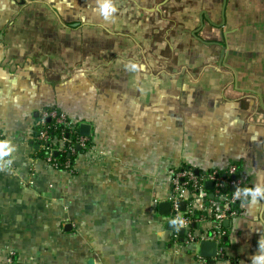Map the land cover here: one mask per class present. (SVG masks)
I'll return each instance as SVG.
<instances>
[{"label": "crops", "instance_id": "crops-1", "mask_svg": "<svg viewBox=\"0 0 264 264\" xmlns=\"http://www.w3.org/2000/svg\"><path fill=\"white\" fill-rule=\"evenodd\" d=\"M112 2L105 20L98 0H0V264H253L264 255V0ZM50 105L90 125L71 171L37 157ZM231 161L248 195L221 222L223 255L201 257L159 213L167 172Z\"/></svg>", "mask_w": 264, "mask_h": 264}, {"label": "built area", "instance_id": "built-area-1", "mask_svg": "<svg viewBox=\"0 0 264 264\" xmlns=\"http://www.w3.org/2000/svg\"><path fill=\"white\" fill-rule=\"evenodd\" d=\"M48 121H52L53 125L63 126L67 136L60 140L61 143L68 144L70 153L74 152V145L86 147L88 136L79 133L80 122L67 117L55 106L41 109L35 122V139L38 148L44 152L43 159L46 164L56 167L55 154L62 146H54L50 141L51 126ZM68 134L73 136V140ZM64 168L69 171L72 169L69 162L64 164ZM167 174L171 190L168 202L174 229H184L185 242L194 249H198L201 241H215L218 246L216 256H222V248L219 246L224 235L221 222L238 215V206L248 195L246 174L240 171L239 165L233 161L223 167L211 166L202 170L193 165L177 166L169 169ZM208 181L212 183V197H208L205 188ZM181 202L185 203L184 210L180 209ZM206 218L211 220L212 227L209 232H202L197 223ZM9 263L16 264L13 257L9 258Z\"/></svg>", "mask_w": 264, "mask_h": 264}, {"label": "trees", "instance_id": "trees-1", "mask_svg": "<svg viewBox=\"0 0 264 264\" xmlns=\"http://www.w3.org/2000/svg\"><path fill=\"white\" fill-rule=\"evenodd\" d=\"M48 124L51 126L50 130H49V134H50V141L52 142V144L54 146L57 147H61L60 150L57 151V153L55 154V158L57 161V165L56 168L57 169H61V170H67L66 168H64V164L66 162H69L70 166L72 167L77 155L79 153H82V151L86 150V148L89 147V138H88V142L86 144V147H77L76 145H74V152L70 153L69 151V147L67 143H61L60 139L66 138V132H64V128L62 125H53L52 121H48ZM35 137H36V132H37V127L35 126ZM68 137H73L72 135L70 136L68 134ZM73 140V138H72ZM71 140V141H72ZM36 142V139H35ZM37 144V142H36ZM44 156V152L38 148L37 150V157L38 158H43ZM181 167H189V165H181Z\"/></svg>", "mask_w": 264, "mask_h": 264}, {"label": "water", "instance_id": "water-1", "mask_svg": "<svg viewBox=\"0 0 264 264\" xmlns=\"http://www.w3.org/2000/svg\"><path fill=\"white\" fill-rule=\"evenodd\" d=\"M79 133L85 136H89L90 135V125L87 123H80ZM196 172L198 171L196 170ZM205 187L210 189L212 187V183L209 181L206 182ZM184 208H185V203L181 202L180 209L184 210ZM169 210H170V204L168 201L159 203V213L160 214L168 215ZM182 230L185 231L184 229H180V233L182 232ZM198 248H199V255L201 257H205V258H215L216 257L218 246L215 241H201L199 243ZM213 262H214L213 260H209L210 264H212Z\"/></svg>", "mask_w": 264, "mask_h": 264}, {"label": "clouds", "instance_id": "clouds-1", "mask_svg": "<svg viewBox=\"0 0 264 264\" xmlns=\"http://www.w3.org/2000/svg\"><path fill=\"white\" fill-rule=\"evenodd\" d=\"M96 11L100 14V16L107 20L113 13L116 12V7L114 6L112 0H98ZM8 143L9 142L7 140L0 141V144H3L5 148H7ZM258 194H262V189L259 187L254 189L252 192L253 198ZM253 264H264V255L253 257Z\"/></svg>", "mask_w": 264, "mask_h": 264}]
</instances>
